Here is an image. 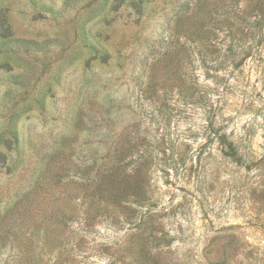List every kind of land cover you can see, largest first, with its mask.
Wrapping results in <instances>:
<instances>
[{
    "label": "rangeland",
    "instance_id": "374dc122",
    "mask_svg": "<svg viewBox=\"0 0 264 264\" xmlns=\"http://www.w3.org/2000/svg\"><path fill=\"white\" fill-rule=\"evenodd\" d=\"M0 264H264V0H0Z\"/></svg>",
    "mask_w": 264,
    "mask_h": 264
},
{
    "label": "trees",
    "instance_id": "16d2710c",
    "mask_svg": "<svg viewBox=\"0 0 264 264\" xmlns=\"http://www.w3.org/2000/svg\"><path fill=\"white\" fill-rule=\"evenodd\" d=\"M222 140H223V142H225V143H227L229 146H231V143H230V142H229V141L226 139V137H225V136L223 137V139H222Z\"/></svg>",
    "mask_w": 264,
    "mask_h": 264
}]
</instances>
